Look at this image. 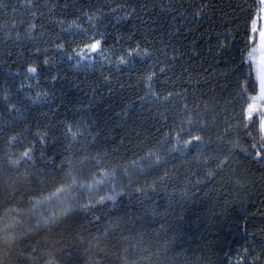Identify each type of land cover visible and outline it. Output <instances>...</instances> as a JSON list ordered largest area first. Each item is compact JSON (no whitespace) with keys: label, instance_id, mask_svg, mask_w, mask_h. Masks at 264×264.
Segmentation results:
<instances>
[{"label":"trees","instance_id":"obj_1","mask_svg":"<svg viewBox=\"0 0 264 264\" xmlns=\"http://www.w3.org/2000/svg\"><path fill=\"white\" fill-rule=\"evenodd\" d=\"M65 2L0 0V121L14 117L25 122L8 130L9 136L20 133L22 143L35 139L32 118L38 112L47 114L49 120L68 119L69 123L72 118L84 117L91 125L89 131L99 135L100 150L107 153V158L127 163L144 156L173 123L184 120L187 126L191 116L211 126L213 117L221 121L225 115L231 117L234 105L238 111L233 95L238 90L237 77L232 65L238 62L237 49L246 20L251 28L248 12L241 8L247 9L252 0H80L90 15L97 10L107 13L105 5H120L115 15L108 14L104 20L110 38L127 41L132 37L152 54L147 62L137 57L135 63L130 61L119 70L98 57L77 66L56 47L68 39L63 29L72 20L88 26L87 21L69 15L63 8ZM31 3H38L39 9ZM31 24L36 27L30 28ZM124 47L135 44L125 43ZM45 58L50 66L43 65ZM32 64L41 66L39 74L28 70ZM152 72V91L173 93V103L167 110L163 102H154L151 94L143 102L139 99L147 87L143 78ZM52 76L57 79L53 81ZM38 92L47 95V101L42 97L40 105L32 103L28 95ZM5 93L16 110L4 112ZM184 103L188 105L187 114ZM196 105L200 106L198 112ZM27 126H31L33 135L25 139L22 127ZM6 139L0 136V149ZM241 141L242 147L248 146L246 138L241 137ZM213 154L222 158L228 152L205 149L203 156ZM225 165L219 171L215 161L200 163L192 155L182 157L173 152L160 169V175L164 171L169 175L158 182L163 186L158 188V196H153L161 215L151 216L144 224L150 233L145 240L151 242L130 258L138 264H158L171 253L157 252V248L163 246L166 237H172L176 246L173 252L183 251L189 259L194 253L201 255L200 246L211 242L212 252L205 249L204 259L218 264H259L252 256L259 253L264 257V172L241 149ZM209 168L216 175H209ZM153 178L150 176L149 182ZM245 248L251 255L245 254ZM140 256L149 259L139 260Z\"/></svg>","mask_w":264,"mask_h":264},{"label":"snow or ice","instance_id":"obj_2","mask_svg":"<svg viewBox=\"0 0 264 264\" xmlns=\"http://www.w3.org/2000/svg\"><path fill=\"white\" fill-rule=\"evenodd\" d=\"M31 7L38 10L40 5L31 3ZM104 7L107 13L97 10L90 15L80 0H66L63 8L69 15L87 21L88 26L72 20L69 27L63 29V36L68 39L56 47L74 59L77 66L98 57L99 61L119 70L130 61L135 63L137 57L145 62L151 59L149 50L132 37L127 41L110 38L104 20L108 14L115 15L121 6ZM241 11L248 12L251 28L249 30L246 20L241 47L237 49L238 62L232 65L233 75L237 77L238 90L233 95L238 101V111L234 105L231 117L225 115L222 121L213 117L211 126L208 121L194 120L191 116L187 126L184 120L173 123L144 156L127 163L107 158V153L100 150L99 135L89 131L91 125L84 117L72 118L69 123L68 119L49 120L47 114L38 112L32 118L35 139L27 143L20 142V133L8 135V130L23 126L24 121L14 117L0 121V136L7 137L0 149V264H138V260L130 257L144 251V245L151 242L145 240L150 233L144 224L151 216L161 215L153 196H158L157 190L163 186L158 182L169 175L168 171L160 175V169L173 152L182 157L192 155L200 163L215 161L216 169L223 171L225 162L234 159L237 149H241L264 172V28L259 29V43H256V20L264 18V0H252L247 9L241 8ZM31 15L35 18L36 13ZM40 15L43 19V13ZM125 43H134L135 47H124ZM43 65L50 66L47 58ZM28 70L39 74L41 66L32 64ZM154 76L152 72L143 78L147 87L139 99L143 102L151 94L154 102H163L167 110V105L173 103V93H154L151 83ZM51 79L55 81L57 77ZM28 95L37 105L42 103V97L47 101L44 93ZM10 100L5 93V113L16 110V104ZM199 107L196 105L195 111L198 112ZM183 111L189 112L187 103ZM42 128L46 131H41ZM22 131L25 139L33 135L31 126L22 127ZM241 137L247 139V147H242ZM173 140L174 143H170ZM213 148L216 153L226 150L228 155L203 156L205 149ZM208 174L216 175L211 168ZM150 176L154 177L151 182ZM210 243L200 246L201 255L194 253V258L189 259L183 251L173 252L176 247L173 238L166 237L157 252L171 254L158 264H218L210 258L204 259L205 249L212 252ZM261 247L264 249V244ZM243 251L251 255L247 248ZM138 259L148 260L149 257ZM252 260L264 264V257L259 253L252 256Z\"/></svg>","mask_w":264,"mask_h":264},{"label":"rangeland","instance_id":"obj_3","mask_svg":"<svg viewBox=\"0 0 264 264\" xmlns=\"http://www.w3.org/2000/svg\"><path fill=\"white\" fill-rule=\"evenodd\" d=\"M256 26H257V33H256V43H259V29L264 28V18H257L256 20Z\"/></svg>","mask_w":264,"mask_h":264}]
</instances>
